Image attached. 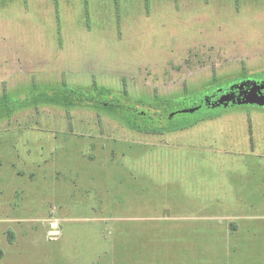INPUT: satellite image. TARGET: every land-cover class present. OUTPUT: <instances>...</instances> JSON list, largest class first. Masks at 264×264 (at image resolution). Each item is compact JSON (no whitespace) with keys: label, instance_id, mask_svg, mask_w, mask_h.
Segmentation results:
<instances>
[{"label":"rangeland","instance_id":"obj_1","mask_svg":"<svg viewBox=\"0 0 264 264\" xmlns=\"http://www.w3.org/2000/svg\"><path fill=\"white\" fill-rule=\"evenodd\" d=\"M6 1L0 98L242 88L157 135L86 110L0 118V264H264V0Z\"/></svg>","mask_w":264,"mask_h":264},{"label":"trees","instance_id":"obj_2","mask_svg":"<svg viewBox=\"0 0 264 264\" xmlns=\"http://www.w3.org/2000/svg\"><path fill=\"white\" fill-rule=\"evenodd\" d=\"M2 2L7 1L0 0V3ZM53 2L57 4L56 0ZM84 3H87L86 0ZM230 85L238 86L236 82ZM228 87L216 91L213 87L204 86L203 92L202 88L194 89L191 96L195 97V102L189 107H184L183 94L171 98L158 96L148 98L133 96L127 90H114L95 83L80 86L39 85L22 92L3 95L0 98V118L5 119L13 113L36 106H49L66 111L90 109L120 122L130 130L157 135L188 128L189 124L169 126L178 116L193 115L201 110L210 111L212 107L222 108L220 100ZM190 110L193 112L190 113ZM9 234L11 243L14 241V235Z\"/></svg>","mask_w":264,"mask_h":264},{"label":"flooded vegetation","instance_id":"obj_3","mask_svg":"<svg viewBox=\"0 0 264 264\" xmlns=\"http://www.w3.org/2000/svg\"><path fill=\"white\" fill-rule=\"evenodd\" d=\"M239 91H241L240 89H238L237 87H234V88H231V89H229V90H225V94L223 95V97L222 98H225L226 96H228L230 99L232 98V99H235V101L236 100H239L240 99V92ZM184 93H187V92H184ZM183 93V94H184ZM180 95H182V94H180ZM261 95H264V91H261ZM178 96V95H177ZM154 97V96H153ZM168 98V97H167ZM237 102V101H236ZM236 106H238V105H236ZM39 107H41V106H36V107H31V108H28V109H34V108H39ZM238 107H241V106H238ZM27 110V109H26ZM72 110H86V111H91L90 109H71V110H69V111H72ZM92 112V111H91ZM95 113V112H94ZM96 115H99V116H101L102 114H100V113H95ZM103 116H105V115H103ZM105 117H108V116H105ZM109 118V117H108Z\"/></svg>","mask_w":264,"mask_h":264},{"label":"water","instance_id":"obj_4","mask_svg":"<svg viewBox=\"0 0 264 264\" xmlns=\"http://www.w3.org/2000/svg\"><path fill=\"white\" fill-rule=\"evenodd\" d=\"M241 88H242V87L240 86V88H239V89H241ZM220 101H221V100H220ZM189 112H190V113H192V112H193V110H190ZM54 234H55V235H58L59 233L55 231V232H54Z\"/></svg>","mask_w":264,"mask_h":264},{"label":"built area","instance_id":"obj_5","mask_svg":"<svg viewBox=\"0 0 264 264\" xmlns=\"http://www.w3.org/2000/svg\"><path fill=\"white\" fill-rule=\"evenodd\" d=\"M56 225H57V224H56V222H55V223L53 224V227L55 228V227H56Z\"/></svg>","mask_w":264,"mask_h":264}]
</instances>
